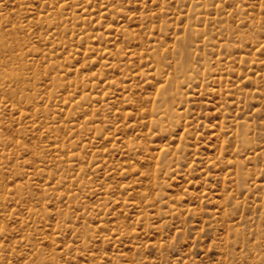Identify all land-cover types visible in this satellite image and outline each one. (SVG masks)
Wrapping results in <instances>:
<instances>
[{
    "label": "rangeland",
    "instance_id": "1",
    "mask_svg": "<svg viewBox=\"0 0 264 264\" xmlns=\"http://www.w3.org/2000/svg\"><path fill=\"white\" fill-rule=\"evenodd\" d=\"M0 39V264H264V0H0Z\"/></svg>",
    "mask_w": 264,
    "mask_h": 264
},
{
    "label": "bare ground",
    "instance_id": "2",
    "mask_svg": "<svg viewBox=\"0 0 264 264\" xmlns=\"http://www.w3.org/2000/svg\"><path fill=\"white\" fill-rule=\"evenodd\" d=\"M7 39V38H6ZM3 40V39H2ZM0 41H1V39H0ZM5 41V40H4ZM6 43V42H5ZM3 44H4V42H3ZM5 45V44H4ZM3 45V46H4ZM6 47H8L7 45H6ZM5 46L4 47H2V48H6ZM2 48H0V50L2 49ZM10 48H8V50H9ZM4 50V49H3ZM7 50V51H8ZM10 51H11V49H10ZM13 51V50H12ZM3 52V51H2ZM9 54H10V52H9ZM12 55H14L13 54V52H12ZM11 55V56H12ZM10 56V57H11ZM16 56L14 55V58H15ZM12 59H14L13 58V56L11 57ZM10 59V58H9ZM183 59H184V62L185 63H189V62H191V60H190V57H189V54L188 53H185L184 54V56H183ZM2 62V61H1ZM3 63V62H2ZM1 64V63H0ZM13 67V68H12ZM10 69H4V71H3V74L1 75V73H0V78H5V77H9V78H11V79H20L21 77H22V75L19 73V71H17V69L14 67V66H12ZM0 68H2V66H0ZM3 70V69H2ZM5 76V77H4ZM1 80V79H0ZM164 91H165V88H162ZM3 90V89H2ZM168 106H170V104L168 105Z\"/></svg>",
    "mask_w": 264,
    "mask_h": 264
}]
</instances>
